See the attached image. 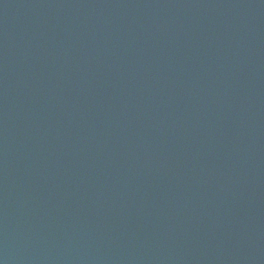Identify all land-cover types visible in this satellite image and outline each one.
<instances>
[{"label":"water","instance_id":"obj_1","mask_svg":"<svg viewBox=\"0 0 264 264\" xmlns=\"http://www.w3.org/2000/svg\"><path fill=\"white\" fill-rule=\"evenodd\" d=\"M0 264H264V0H0Z\"/></svg>","mask_w":264,"mask_h":264}]
</instances>
